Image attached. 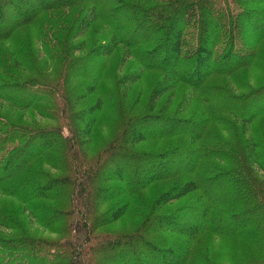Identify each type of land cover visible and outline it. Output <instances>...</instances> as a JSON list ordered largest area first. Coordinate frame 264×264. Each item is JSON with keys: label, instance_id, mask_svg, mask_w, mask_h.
Masks as SVG:
<instances>
[{"label": "trees", "instance_id": "obj_1", "mask_svg": "<svg viewBox=\"0 0 264 264\" xmlns=\"http://www.w3.org/2000/svg\"><path fill=\"white\" fill-rule=\"evenodd\" d=\"M109 2L0 0V264H168L169 254L171 264H216L199 241L217 237L219 226L234 233L249 224L264 250L253 222L264 213V144L250 131L264 114V80L253 86L245 71L264 58V26L254 35L244 26L253 14L264 17V0ZM29 29L33 37L14 39ZM119 47V65L135 60L117 79L119 131L115 142L102 139L90 153L107 102L101 94L82 101L97 91ZM147 71L160 74L150 96L141 102L137 93L129 102ZM180 86L187 89L168 110ZM130 110L134 115L125 117ZM29 111L36 116L27 123ZM147 139L167 146L139 150ZM201 169L205 174L195 173ZM167 179L172 185L152 202L138 201L145 187ZM184 197L189 214L201 213L188 217L187 228L156 211ZM137 210L142 219L155 216L161 233L97 231ZM223 211L236 222L220 224L216 213ZM34 222L56 237L32 235ZM151 251L157 256L142 263ZM255 258L250 264H264Z\"/></svg>", "mask_w": 264, "mask_h": 264}, {"label": "rangeland", "instance_id": "obj_2", "mask_svg": "<svg viewBox=\"0 0 264 264\" xmlns=\"http://www.w3.org/2000/svg\"><path fill=\"white\" fill-rule=\"evenodd\" d=\"M101 1L103 4H105V7L107 6V3L110 4L109 0H101ZM258 25L264 26V17L260 19V17H257L254 14L248 19H246L245 24H244V26L248 28V32L251 35H254L258 32L257 30L259 28L257 27ZM95 31L96 32H94V30L91 31L93 33L92 36H94L95 34H99L101 29L98 27V30L96 29ZM143 34L144 35L150 34V32H144ZM27 36L33 37V32L31 29H29L26 32H24V30L19 31V35H16L14 39L17 41H24V39H26ZM187 36L189 39H191V41L195 43L196 29L190 26L188 29ZM89 40L91 39L89 38ZM246 44L248 45V42ZM120 49L121 48L119 47L114 54L108 57L107 64L105 66L103 75L98 82L97 91L89 95L87 99L82 101V103H87L89 100L93 99L95 95L101 94L105 97V100L107 102L105 109L99 114L98 122L94 126V134H95L96 139L94 143H92L89 147L90 153H96V151H98L99 148L102 147V144H103L102 142H104L102 141V139L106 141L109 140L112 142V138H113V141L115 142L116 141L115 135L119 131V129H117L116 127L122 120L121 106L123 104L121 103V101H119V103L117 102L118 98L121 99V95H122L121 94L122 88L117 82V79L125 70H127L130 66H133L135 63L134 58H132L130 59V62L126 64L125 66L119 65L118 60H119ZM82 54L83 52H77L75 55L81 56ZM245 71H246V74L252 78V80L254 79V81H252V85L253 86L259 85V83H261L264 80V58H260L256 60L255 64L249 67ZM243 75L244 73H241V71H238L236 76L242 77ZM159 77H160V74L156 71L145 72L140 78V80L132 86L130 90V94L128 96V101L134 102L133 97L137 95L138 93L140 94V97H139L140 101L146 102V100L150 96L151 89L153 87L154 82ZM186 89H187V86H180L176 89L175 95L172 98V102L169 104L168 110L172 109L175 106V104L179 101V98L181 97L182 93ZM236 94L234 95L236 96ZM168 95L169 94L167 93L161 97V99L158 101L159 106L157 108H159L160 105H162L163 103H166V101L168 100ZM249 103H250L249 106L254 103L261 104L263 103V99H259L257 101L255 100L254 102L251 100ZM129 106L133 107V105L131 104H129ZM252 107L253 106H250V108ZM135 108L136 107H133L134 113L141 112L140 109L136 108L135 110ZM27 113L29 114V116L27 117L24 116V121L28 123V122H31L36 115L34 114L33 111H29ZM129 113L131 114H124L125 117H128V116L132 117L134 115L133 111L131 110L129 111ZM42 123L53 124L54 122L43 119ZM250 125H251L250 126L251 133L254 136H256L258 139H260L262 144H264V114L257 116ZM166 146H167L166 140L157 141L153 139H147L139 143L136 147L139 150L160 152V151L165 150L164 148H166ZM174 158H177V157L174 156ZM179 158H184V157H179ZM168 159L170 158H167V157L164 158V160H168ZM204 170L205 169H201L200 171L198 170V172L196 171L195 173L205 174V172H203ZM129 176H132V174H129ZM259 178H261V176H259ZM172 183H173L172 179L158 180V181L151 183L148 187H145V189L140 192V199L138 201L140 203H143L144 201L152 202L158 194H160L165 189L169 188L172 185ZM221 183L222 182L218 180V184H214V185L217 187H220ZM187 201H189V199L187 197H184V198L175 200L170 204H167V205L164 204L162 207L157 208L156 211L160 209L159 213L161 212L163 214L162 218L164 220L167 219L165 214L172 213L173 216H175L176 220L178 221L177 224L179 225V227L187 228L188 225L186 223L191 222L188 220L193 219L195 221L198 219V216L200 217V214H201V213H196L194 215L189 214L192 212L191 211L188 212V210H186L185 208V206L187 205ZM223 205H227V203H224ZM133 207H134V204L131 205V209ZM4 208L7 209V206H5ZM216 215L219 218L218 221L222 225L227 226L230 223L236 222V219L234 220V218L228 217L225 211H223L222 213L218 212V214L216 213ZM259 215L262 216L258 218L259 221H257L256 219L253 220L254 224L258 222L257 225L259 229L257 230V233H259V235H261V238H262L257 241V244L259 241L264 242V213L259 212ZM141 219H142V216L139 214L138 210H137V214H133L132 212L129 211L117 221L110 223V224L103 225L102 227H99L97 231L98 232L100 231L101 232H117V233L126 232L125 234H128V233H132L133 231H135V228L138 227L140 229V232H145L146 230L150 229L148 232V235L152 238L156 237L158 233H161V232H157V230L155 229L156 227L154 226L155 216L150 215L149 218L147 219H145V217L142 220ZM219 230L220 231H218L219 234L217 235V237L212 236L213 235L212 234V235H208L204 237L201 241H199V247L202 250L208 251L209 258L214 263L216 264H250L255 261L254 260L256 259L255 257H258L259 260H262L261 258L264 259V250L257 249L256 243L250 237L249 232L254 233V230H252L251 224H249L247 227H244L242 230L235 231L234 233L223 232L225 228L221 226H219ZM30 233L36 237H56L54 233L48 232L44 228L38 226L36 222L33 223ZM142 234L143 236L146 235L145 233H142ZM181 238L185 239V236H181ZM245 238H246V243L244 242ZM155 255L156 254H154V251L153 252L151 251V253H149L147 256H144L140 261L142 263L149 262L151 260V256H155ZM165 258H167V263L171 264L172 260L170 259L173 258V255L169 254ZM161 259H164V257H161ZM123 262H126L125 264L130 263V262H127V260L125 259L123 260Z\"/></svg>", "mask_w": 264, "mask_h": 264}]
</instances>
